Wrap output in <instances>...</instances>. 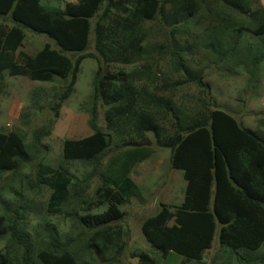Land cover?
I'll list each match as a JSON object with an SVG mask.
<instances>
[{
  "label": "trees",
  "instance_id": "16d2710c",
  "mask_svg": "<svg viewBox=\"0 0 264 264\" xmlns=\"http://www.w3.org/2000/svg\"><path fill=\"white\" fill-rule=\"evenodd\" d=\"M43 1L0 0V87L4 74L58 84L51 106L56 120L74 92L81 64L93 60L96 70L85 103L91 134L65 140L62 161L51 167L41 161L36 166L29 153L51 134L48 123L32 132L30 150L20 132L0 130V264H132L123 260L129 230L122 220L129 213L120 206L138 192L129 175L153 154L149 134L156 146L169 150L171 168L182 172L183 199L177 206L160 204L144 220L140 232L149 252L129 258L155 264V257L173 253L180 257L178 264H195L216 237L211 264L219 254L240 264H264V251L256 260L248 252L264 247V135L218 107L204 80L210 67L226 77L246 63L236 49L241 31L264 40L261 0H76L62 8ZM236 12H250L254 28L233 30ZM154 22L163 37L151 44ZM25 29L47 36L54 46L45 43L25 55ZM244 54L255 77L264 51L250 55L246 49ZM162 62L168 63L163 77L158 74ZM130 64L139 67L129 73L111 68ZM141 82L146 85L136 86ZM191 86L193 106L177 105L176 93ZM40 93L45 91L31 94L34 106ZM105 153L111 159L103 166ZM69 163L91 166V172L79 181L67 171ZM26 167L30 175L21 172ZM9 173L14 175L7 179ZM95 177L100 183L93 189ZM46 188L47 201L37 205L33 197ZM71 202L77 224L72 235L62 236L49 218L62 215Z\"/></svg>",
  "mask_w": 264,
  "mask_h": 264
},
{
  "label": "rangeland",
  "instance_id": "374dc122",
  "mask_svg": "<svg viewBox=\"0 0 264 264\" xmlns=\"http://www.w3.org/2000/svg\"><path fill=\"white\" fill-rule=\"evenodd\" d=\"M45 4L51 7L62 8L65 2H76V0H44ZM264 10V0H261V4ZM264 12V11H263ZM247 16L242 13L236 12V15L231 19L233 30H242L241 28L248 27L253 29L254 26L250 24V12H247ZM160 26V24H159ZM156 22L151 26V33L149 40L151 44L161 42L163 37V30L160 29ZM26 38L24 40L21 51L25 55H33L39 49L43 47L45 43H49L54 46L47 36L41 34H35L27 29ZM189 33L191 39L192 30ZM232 31H230L231 34ZM156 33V34H154ZM241 39L238 42L237 49L241 59L246 61L243 65L235 66L230 69V75L226 77H219L212 67L207 71L206 82L211 86L210 99L224 112L230 114L234 119L244 128H248L252 131L261 133L264 135V58L261 66L256 70V76L253 77L252 72L254 68L250 62V57L245 55L246 49H249L250 55H252L257 49H263L264 40L261 41L256 36L248 34L245 31H241ZM18 53H16L17 55ZM168 62V60H167ZM138 65L130 64L127 66H112L111 68L116 70H122L126 73L133 72L138 69ZM96 64L93 60L86 59L81 64L80 72L77 76L75 83V91L65 104L61 105L60 116L56 120L50 114L49 109L52 106V94L60 93L58 89L60 86L54 84H41L28 81L26 77H9L4 74V81L0 87V130L9 131L15 130L20 132L24 139V143L30 150L32 143V132L40 130L42 126L48 123V128L52 127L51 134L49 136L40 139L38 145L39 150H30L29 153L34 155V164L37 166L41 161V165L56 166L62 161V142L66 139H80L91 134L89 127L87 126L88 115L86 113L87 107L85 103L91 94V82L94 76ZM168 63L162 62L160 72L161 77L166 75ZM22 78V79H20ZM165 78V77H164ZM142 85H146L145 82H141L136 86L139 88ZM252 85H256V88H251ZM42 88L49 94L47 96L42 95L37 106H34L31 101V94L33 89ZM195 93L194 86H191L190 90L183 87L176 93L174 101L177 105L193 106L190 103V95ZM195 101V99H194ZM27 112L30 115L27 116ZM103 112L104 108L99 109V123L100 127H103ZM28 118V119H26ZM28 122L27 124L25 122ZM170 131L169 126H165ZM149 138L153 142V154L145 162L137 165L133 172L130 174L132 181L137 186V194L133 196L130 203L125 206H120V209L129 213L126 218L122 220V225L129 230L128 246L123 256L125 263L136 264V260L130 259L129 255L133 252L139 254L141 251H148L150 247L145 244L141 237L140 228L146 218L153 215L158 209L160 204L168 206H177L183 199V190L185 182L183 180L182 172L171 168L170 164V152L168 149L160 148L155 145L154 138L149 134ZM113 151V145L111 146ZM111 159V154L105 153L103 166H106ZM36 166L32 167L31 173H34ZM67 171L79 181L82 180L83 175H87L91 172V166H83L79 163H69L65 165ZM28 167L21 170L23 174H29ZM14 174L9 173L7 179L11 178ZM99 180L93 178L91 185L95 188V185H99ZM18 184L15 183L14 187ZM50 191L46 188L42 190L41 195L33 197V201H41L44 205ZM10 194V193H9ZM8 193L3 195L4 199L9 198ZM13 197H11L12 199ZM17 203H22L18 199H13ZM71 202L68 207H64V213L59 216H53L49 218V224L57 230V232L64 236H70L74 233V227L77 224L75 216H73L76 206ZM99 211V210H98ZM96 211L92 210V213ZM83 213H79L81 215ZM38 220L35 217L32 222ZM3 241L2 244H4ZM218 249V243L216 237L210 250L205 252L204 259L195 264H211V259L214 257ZM264 251V247H260L257 251H248L252 254V257L258 259ZM112 253L109 254L111 256ZM153 258L154 256L150 254ZM108 258V255L105 256ZM236 257L228 258V256L220 254L215 258L216 264H240ZM155 264H178L180 257L176 254H169L164 258H154ZM264 260V258L262 259ZM193 264V263H191Z\"/></svg>",
  "mask_w": 264,
  "mask_h": 264
},
{
  "label": "clouds",
  "instance_id": "9594fccd",
  "mask_svg": "<svg viewBox=\"0 0 264 264\" xmlns=\"http://www.w3.org/2000/svg\"><path fill=\"white\" fill-rule=\"evenodd\" d=\"M20 79H22V78H20ZM26 79H27V78H26ZM28 81H30V80H28ZM76 81H77V80H76ZM31 82L45 84V83H43V82H38V81H31ZM48 84H54V83H48ZM74 87H75V85H74ZM35 89H40V90H41L42 88L39 87V88H35ZM60 89H61V87H60ZM60 89H58V90H60ZM33 90H34V89H33ZM44 91H45V90H44ZM74 91H75V88H74ZM32 92H33V91H32ZM73 93H74V92H73ZM73 93H72V94H73ZM48 94H49V93H48L47 91H45V94H41V93H40V95H39V99H38V102L40 101L42 95L47 96ZM51 94H52L51 96H52V100H53V97L55 96V94H54V93H51ZM58 94H59V93H58ZM72 94L70 95V97L72 96ZM56 95H57V94H56ZM70 97H69L68 99H70ZM68 99H66L65 102H66ZM65 102H64L63 104H65ZM52 105H53V104H52ZM60 110H61V108L59 109V116H60ZM49 112H50V114H52V116H53V112H52L51 108L49 109ZM66 140H69V139H66ZM71 140H78V139H71ZM64 141H65V140H64ZM64 141H63V142H64ZM63 142H62V148H63ZM25 145H26V144H25ZM140 164H141V163H140ZM138 165H139V164H138ZM134 168H135V167H134ZM134 168H133V170H134ZM133 170H132V172H133ZM132 172H131V173H132ZM131 173H130V174H131ZM129 176H130V175H129ZM130 178H131V176H130ZM101 211H102V209H100V210L97 211V212H101Z\"/></svg>",
  "mask_w": 264,
  "mask_h": 264
}]
</instances>
